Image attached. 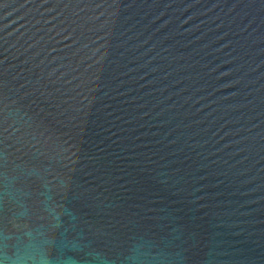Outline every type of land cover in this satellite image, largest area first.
I'll list each match as a JSON object with an SVG mask.
<instances>
[{"label": "water", "instance_id": "95a60500", "mask_svg": "<svg viewBox=\"0 0 264 264\" xmlns=\"http://www.w3.org/2000/svg\"><path fill=\"white\" fill-rule=\"evenodd\" d=\"M0 264H264V0H0Z\"/></svg>", "mask_w": 264, "mask_h": 264}]
</instances>
